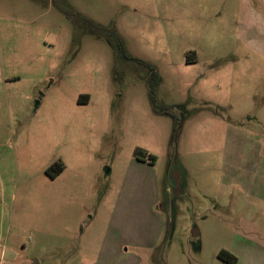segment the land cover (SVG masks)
<instances>
[{
	"label": "rangeland",
	"instance_id": "1",
	"mask_svg": "<svg viewBox=\"0 0 264 264\" xmlns=\"http://www.w3.org/2000/svg\"><path fill=\"white\" fill-rule=\"evenodd\" d=\"M221 250L264 264V0H0V264Z\"/></svg>",
	"mask_w": 264,
	"mask_h": 264
},
{
	"label": "trees",
	"instance_id": "2",
	"mask_svg": "<svg viewBox=\"0 0 264 264\" xmlns=\"http://www.w3.org/2000/svg\"><path fill=\"white\" fill-rule=\"evenodd\" d=\"M147 67L151 71L152 77L155 79V77H156L155 71L153 70L152 67H149V66H147ZM78 102L81 104L87 103L88 97L87 96H81V97H79ZM136 159L139 162H145L144 159H142L138 156L136 157ZM150 160H154V158L150 157ZM63 169H64L63 164L60 161H58V162L53 163L49 168H47L45 170V175L50 179H55V177H57L63 171ZM217 258L226 264H237V258L233 254H231L225 250L219 251V253L217 254Z\"/></svg>",
	"mask_w": 264,
	"mask_h": 264
},
{
	"label": "crops",
	"instance_id": "3",
	"mask_svg": "<svg viewBox=\"0 0 264 264\" xmlns=\"http://www.w3.org/2000/svg\"><path fill=\"white\" fill-rule=\"evenodd\" d=\"M51 165H52V164H51ZM238 260H240V259L237 258V264H238Z\"/></svg>",
	"mask_w": 264,
	"mask_h": 264
},
{
	"label": "flooded vegetation",
	"instance_id": "4",
	"mask_svg": "<svg viewBox=\"0 0 264 264\" xmlns=\"http://www.w3.org/2000/svg\"><path fill=\"white\" fill-rule=\"evenodd\" d=\"M44 174H45V171H44Z\"/></svg>",
	"mask_w": 264,
	"mask_h": 264
}]
</instances>
